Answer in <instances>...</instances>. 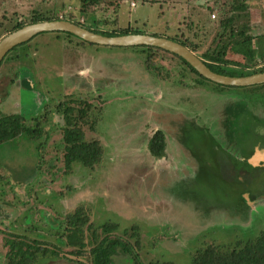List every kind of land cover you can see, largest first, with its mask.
<instances>
[{
    "label": "rangeland",
    "instance_id": "374dc122",
    "mask_svg": "<svg viewBox=\"0 0 264 264\" xmlns=\"http://www.w3.org/2000/svg\"><path fill=\"white\" fill-rule=\"evenodd\" d=\"M79 2L0 0V37L19 21L28 24L31 18L63 15L68 7L77 15ZM227 2L99 0L92 14L98 20L97 28L129 25L140 32L164 36L178 34L180 28L186 31V24L192 22L198 25L196 32L202 37L205 34L209 41L211 27L216 26ZM249 4V31L256 34L253 54L259 68L263 63L259 65L258 61L264 58V0H249ZM92 14H82L78 20L92 23ZM150 53L155 56L153 61L159 67L156 70L160 77L167 79H145L142 69L147 50L142 46L82 44L76 36L64 32L35 34L8 51L0 64L1 113L19 114L28 120L46 105L49 113L44 122L48 138L39 152L33 141L22 138L0 145V165L3 163L4 167L0 168V264L5 262L4 243L9 233L24 235L28 240L62 243L57 232L61 230V221L77 206L89 210L94 226L104 221L117 223V234L123 228H131L133 223L138 224L141 243L137 255L141 264L156 261L185 264L187 251L202 244L199 239L204 238L205 242L212 238L218 243L236 232L243 238L253 237L264 228V199L242 210L237 187L221 175L224 161L232 156L241 157V153H233L238 141L233 149L228 148L230 151L221 146L226 142L216 123L224 109H231L237 115L233 125L237 126L236 139L247 124V143L264 141V121L249 117V110H256V101H261L258 113L264 117V83L256 87H215L217 93L209 91L215 85L207 81L201 82L197 90L179 88L175 79L184 75L180 76L179 70L191 77L194 74L169 53ZM180 82L187 84L192 79L181 78ZM173 96L177 98L172 104L187 114L183 122L173 123L177 125L173 130L170 128L169 134L174 142L181 141L185 150L198 158L193 167L187 166L183 171L175 162L178 155L173 153L176 146L171 138H167V159L153 161L144 150L152 130L164 129L157 122L158 117L164 123L170 117L180 119L179 112L156 109V106L170 109L168 99ZM142 101L145 102L140 104ZM57 103L75 109L86 105L88 114L92 110V114L102 113L94 132L87 124L78 123L84 140L97 138L102 147L101 163L92 171H85L75 163L65 170L62 151L57 145L61 139L60 127L64 125L54 109ZM137 105L139 113L123 116ZM246 113L247 123L243 119ZM132 128L135 134L130 132ZM137 142V146H132ZM37 154H42L46 161L41 171L35 167ZM139 162L141 165H137ZM119 163L123 168H118ZM163 167L173 175H161ZM120 174L123 175L118 177ZM254 177L261 182L256 187L254 179L250 185L264 195V174L258 172ZM117 260L115 257L114 261ZM86 261L85 254L76 260L58 258L44 264H87ZM121 264L133 263L125 259Z\"/></svg>",
    "mask_w": 264,
    "mask_h": 264
},
{
    "label": "trees",
    "instance_id": "16d2710c",
    "mask_svg": "<svg viewBox=\"0 0 264 264\" xmlns=\"http://www.w3.org/2000/svg\"><path fill=\"white\" fill-rule=\"evenodd\" d=\"M79 1V14L75 15L68 7L63 15H51L45 19H66L88 30L107 36L140 32L131 28L129 25L126 27H116L115 29L97 28L96 23H98V20L93 16L92 12L94 11V6L99 3V0ZM226 5L216 26H214V28L211 27L209 41L205 34L202 37L196 32V30H198V25H193L192 22L186 24V31L180 28V32L173 36H155H162L186 46L189 50L194 52L211 71L219 74L243 76L264 71V58L261 57L262 60L258 61L259 65L263 63L261 67L256 68L255 66L256 59H254L253 54V39L256 34L252 35L249 31V0H228ZM87 13L92 14V23L86 24L82 20L80 22L78 16ZM39 20L44 19L31 18L28 23ZM208 20H211L210 17ZM22 25H24V22L19 21L9 31L19 28ZM207 31H209V29ZM187 32L192 33V35H188ZM204 32L206 31L204 30ZM64 33L72 35L70 33ZM78 40L82 44L87 43L79 38ZM142 47L147 50V60L145 61L147 67L158 70L153 61L155 56L150 52L161 51L180 59V62L186 65L189 71L193 72L200 80H206L179 56L157 47L144 45ZM13 48H16V46ZM3 59L0 61V64ZM253 86H261V84ZM260 102L261 101H256V110L254 108L249 110L250 120L264 121V117L258 113ZM60 106V103H57L54 109L64 120V125L60 127L61 139L57 145L58 149L62 151V161L65 170L69 169L71 164L75 161L83 165H92L98 162L102 148L99 141L96 138L91 141L84 140V132L81 126L78 125L80 121L86 124V110L88 106L83 105L77 109L69 105L64 106L63 103L62 106L64 107ZM48 107V105H46L45 108L42 107L43 109H41L42 111L38 115L30 117L28 120L19 114H3L0 111V145L15 138H22L27 141H33L36 145L37 152L42 150V148H44L43 142L48 138L47 130H45L44 125V122L48 119ZM74 109L76 111H74ZM230 116L233 118L231 120L237 119L235 112H231ZM75 121H77V123H75ZM89 125L92 128L93 121ZM236 140L238 141V139ZM163 147L164 142L161 137L154 135L149 140V150L153 155H162ZM253 150L254 149H247V158L251 155ZM240 156L241 157L235 156L236 159L232 156L231 160L235 162L236 165H239L243 162V155ZM42 157V154H37L38 159L35 167L39 171L43 168V161L46 162ZM0 168L2 170L4 169L3 163L0 165ZM247 169L260 171V169L264 170V167L252 166L247 162ZM8 172L11 171H7V173ZM236 174H238V172ZM89 216V210L83 206H77L72 212L67 213L61 221V230L57 231L60 233L62 243H50L38 239L28 240L24 235L9 233L4 243V246L7 247L4 253V264H44L58 258H75L76 260L78 256H83L85 254L88 260L86 261L88 262L87 264H119V262L121 264L125 259H128L133 264H141L137 255V249L141 242L136 226L123 228L121 234H117V232H115L118 229L117 223L104 221L94 226L92 222H90ZM254 235L253 237L247 235V237L243 238V236L238 235L236 232L234 236H231L234 239L230 240V237L218 243L212 238H210V241L205 242H203L204 238L199 239L202 244L196 246L192 251L189 248L190 250L187 251L185 264H264V228L258 230ZM63 247L66 249H63ZM115 257L118 258L117 261H114ZM81 263L85 264L84 262ZM154 264L174 263L172 261L163 263L156 261Z\"/></svg>",
    "mask_w": 264,
    "mask_h": 264
},
{
    "label": "flooded vegetation",
    "instance_id": "af4514ba",
    "mask_svg": "<svg viewBox=\"0 0 264 264\" xmlns=\"http://www.w3.org/2000/svg\"><path fill=\"white\" fill-rule=\"evenodd\" d=\"M146 60H147V56H145V60L143 61V69H142L143 72L145 71L143 73V75L145 76L146 80L150 81V80H158V79H164V80L167 79L166 77L165 78L160 77V72L159 71L157 72V70L155 68L147 67L145 65V61ZM178 61H179V64H182L184 67H186V65H184L183 63L180 62V59H178ZM156 67L159 68L157 65H156ZM178 73H179L180 76L184 74L181 77H179L177 75L178 77L175 79V81H176L175 83L178 84V86H176V87H179V88H185V89L189 88V89L197 90L198 87H201V84H202L201 82H203V81L210 82V83H212V85L216 84V83H214V82H212L210 80H207V79L206 80H200L193 72H191V73L194 74V77L188 76L183 70H179ZM181 78H185L187 80L192 79V82H190V83L187 82V84H184V83H186V81L183 80L184 83H181V82L178 83ZM218 85L219 84H216L213 88L209 89V91L217 93L218 89H216L215 87H226L224 85H219V86ZM175 98H177V96H173V98H169L168 99V101H170L168 103H170V105H171V106L168 105V108H170V109H165L163 107H158V106H156L157 107L156 109H160V110L163 109V110L168 111V112L173 113V114H176V113L179 112L180 113V119L179 120H174L173 118H171L169 116L170 118H167L166 122L164 123L163 120L162 121L160 120V117H158V120L156 118L157 122L159 124H161L164 127V129L160 128V127H157V128L152 130V132L150 133V136L145 141L144 150L147 153L148 157L151 160H153V161L161 160V159H167V154H166L167 138H171V141H173L174 145L176 146V150L174 149L173 153L178 155V157L175 159V162H177V164L179 166H181V171H183L185 169V167H187V166H190V168L193 167L194 164L197 162L198 158H196L192 153L187 152L185 150V148H184V145L181 143V141L174 142L176 140L172 137V135L170 136V134H169L170 128H171V130H173V128H175L176 125H177V124L174 125L173 123L175 121L177 123L183 122L185 120L184 119L185 115L187 114L183 109L180 108V106L176 107L174 104H172L174 102ZM143 102H145V101H142L141 103L140 102L139 103L142 104ZM228 104L232 105L233 103L229 102ZM139 105H137L132 111L131 110H129V112H124L123 111L124 112L123 116L126 118V117H129V116H133L132 113H139L140 112V110H139L140 106ZM173 109H174V111H173ZM230 110L227 111V109H226V111H225V109H224V111H222V114L219 117L216 118V120L218 121V122L216 121V123L218 124L219 131L222 134V136L224 137V140L226 142L225 144L222 143L221 146L224 147L225 149H227L228 151H230L228 148L230 146L232 147L233 144H235L237 142V140L235 138V133L237 132V126H233L235 124V122H236V119L235 120H231L233 118H232V116H230V113H231ZM91 112L88 114V109L86 110V113L88 114L87 122L89 121V124H90L93 121L92 128L90 127V125L88 123H86V124L89 126L88 129L92 130L94 132V131H96L97 124L101 121L102 113L101 114L100 113L99 114H97V113L96 114H92ZM242 116L243 115L241 114V117ZM243 119H245V122L247 123V113L245 114V116H243ZM131 123L133 124L132 121H131ZM125 132H127V131H125ZM130 132L133 133V134L136 133V132H134L133 128L131 129ZM241 134L242 135H240L241 137H239L238 142H237L238 146L236 147V149L234 151L233 150L232 151H233V153L235 155L238 154L239 152L241 153V155H243V162H242L243 164L241 163L239 165H236V163L233 162L230 159L228 161H224V165L222 166L221 175L223 177H225L226 179H228L229 181H231L235 187H236V184L238 185V188L236 190H237V196H238V198H239V200L241 202V205H242L241 206L242 210H243V208H244V210H248V207L251 208V207L255 206V204L253 205V204L250 203V202H253L255 200L254 199L255 197L251 198V196H250L251 191H255V192H259L260 191L259 188L254 190L253 188H255V187L252 188L253 185L251 186L250 183L253 182L254 179L255 180L258 179L256 177H254V174H256L258 172H261L262 174H264V170L260 169V171H257V170H253V169H247V149L264 148V141L263 140H258L257 142H254V143H247V124H246V127L244 128V131ZM154 135L155 136L157 135V137H161L163 139V142H164L162 155H160V156L153 155L150 152V150H149V140ZM137 145H138V142L136 143V145H134V143L132 144V146H137ZM232 149H233V147H232ZM252 154L253 153H251V155ZM102 155H103V152H101L99 161L94 163V164H92V165H90V164L83 165L80 162H76V161L73 162V163L80 164L85 171H87V169L92 171L95 167L100 165L101 160H102ZM169 156H170V153H169ZM226 156H228V155H226ZM225 157H223V158H225ZM169 160H171V159H169ZM120 162H121V160H120ZM180 162H181V165H180ZM203 162L209 164L208 163L209 161H207V162L203 161ZM73 163L71 164V166H73ZM137 165H141V163L139 162ZM259 166H263L264 167V162H260ZM119 167H122L120 163L118 164V168ZM139 168H142V167L139 166L138 169ZM162 171H163V173H161V175H163L165 177H166V175H168V176L169 175H173V173H171L170 171H167V169L165 167L162 168ZM115 172H117V171H115ZM123 172H125V171H123ZM237 172H238V174H236ZM122 175L123 174H120L118 177H121ZM260 182H261L260 180H257L255 182V186L258 187ZM133 184L135 185L134 186L135 188L138 187V185L135 182ZM239 188H240V190H238ZM244 194L248 195L250 200L246 201L244 199V197H243ZM131 225L133 227L136 226L137 229H138V232H139L138 224H134L133 223ZM117 226L119 228L118 224H117ZM139 236H140V234H139Z\"/></svg>",
    "mask_w": 264,
    "mask_h": 264
},
{
    "label": "water",
    "instance_id": "95a60500",
    "mask_svg": "<svg viewBox=\"0 0 264 264\" xmlns=\"http://www.w3.org/2000/svg\"><path fill=\"white\" fill-rule=\"evenodd\" d=\"M41 32H66L83 41L99 46L130 47L144 45L157 47L181 57L199 75L219 85L244 87L264 83V71L243 76H229L213 72L186 46L162 36H155L140 32L107 36L88 30L66 19L39 20L24 24L19 28L7 32L5 35L0 37V61L14 46L28 41L35 34ZM252 153L253 154L247 158L248 163L252 166H259L260 162H264V148H255ZM236 187L238 188L237 184ZM250 196L251 198L255 197V200L250 202L253 205L256 204L258 200L264 199V195L262 193L255 191H251ZM243 197L246 201L250 200L249 196L246 194H244Z\"/></svg>",
    "mask_w": 264,
    "mask_h": 264
},
{
    "label": "built area",
    "instance_id": "2783aa9c",
    "mask_svg": "<svg viewBox=\"0 0 264 264\" xmlns=\"http://www.w3.org/2000/svg\"><path fill=\"white\" fill-rule=\"evenodd\" d=\"M132 3V5H133V2H131ZM212 17H214V15L212 14Z\"/></svg>",
    "mask_w": 264,
    "mask_h": 264
},
{
    "label": "crops",
    "instance_id": "0c3cea01",
    "mask_svg": "<svg viewBox=\"0 0 264 264\" xmlns=\"http://www.w3.org/2000/svg\"><path fill=\"white\" fill-rule=\"evenodd\" d=\"M5 33H6V32H5ZM5 33H3V34H5ZM3 34H2V35H3ZM0 36H1V35H0Z\"/></svg>",
    "mask_w": 264,
    "mask_h": 264
}]
</instances>
